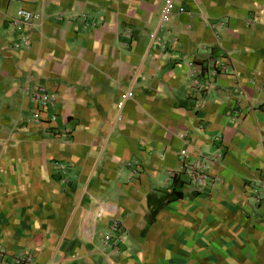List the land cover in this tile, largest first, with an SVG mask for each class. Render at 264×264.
Here are the masks:
<instances>
[{"label": "crops", "instance_id": "0c3cea01", "mask_svg": "<svg viewBox=\"0 0 264 264\" xmlns=\"http://www.w3.org/2000/svg\"><path fill=\"white\" fill-rule=\"evenodd\" d=\"M18 10L35 16L19 48ZM197 80L208 86L192 93ZM34 88L53 96L38 118ZM182 150L190 161L218 158L201 193L180 173ZM261 177L264 0H0L8 254L37 264H264ZM114 221L118 253L103 250Z\"/></svg>", "mask_w": 264, "mask_h": 264}, {"label": "built area", "instance_id": "2783aa9c", "mask_svg": "<svg viewBox=\"0 0 264 264\" xmlns=\"http://www.w3.org/2000/svg\"><path fill=\"white\" fill-rule=\"evenodd\" d=\"M172 8L171 4H168L165 11L166 15ZM35 16L26 10H18L16 13V19L13 21V26L19 32L18 43L16 47L28 46L30 42V31L32 28V22ZM164 19V17H163ZM201 84L202 90L205 86L197 80L192 86V93H199ZM33 104L35 105L34 116L38 118L39 114L43 111L48 110L53 105V96L45 92L42 88H34L30 91ZM122 107V104H119ZM51 122V121H49ZM183 158L180 173L186 177L189 187L197 193L203 192L207 187L213 184V177L209 173V168L216 165L218 158L215 157H204L199 158L196 161H190L186 159L185 151L180 152ZM258 193L255 200L256 204H260L264 200V177H261L258 182ZM123 228L119 222H112L109 230L103 236V250L118 253V247L122 243ZM0 264H37L31 257L23 254H8L4 249L0 248Z\"/></svg>", "mask_w": 264, "mask_h": 264}]
</instances>
